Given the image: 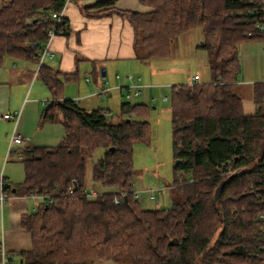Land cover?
Here are the masks:
<instances>
[{
  "label": "trees",
  "instance_id": "obj_1",
  "mask_svg": "<svg viewBox=\"0 0 264 264\" xmlns=\"http://www.w3.org/2000/svg\"><path fill=\"white\" fill-rule=\"evenodd\" d=\"M65 1L0 0V65L6 57L36 64L55 24L52 14ZM139 1L152 10L116 13L131 24L142 63L169 58L176 38L194 28L203 37L197 47L206 53L209 81L174 85L169 97L177 200L144 209L133 197V146L149 137L148 122L133 115L146 106L122 102L118 121L111 122L108 109L86 111L62 99L61 75L43 64L37 75L51 99L40 117L60 124L64 135L56 146L23 148L22 183L3 186L8 194L46 191L54 197V204L41 203L21 217L31 237V248L18 254L21 263L264 264V109L245 114L232 91L239 46L263 40L259 0ZM113 4L102 0L93 7ZM58 26L65 34L66 21ZM253 95L264 101L263 82L253 84ZM97 149L90 183L100 195L87 199V160ZM120 191L126 196L114 203Z\"/></svg>",
  "mask_w": 264,
  "mask_h": 264
},
{
  "label": "crops",
  "instance_id": "obj_2",
  "mask_svg": "<svg viewBox=\"0 0 264 264\" xmlns=\"http://www.w3.org/2000/svg\"><path fill=\"white\" fill-rule=\"evenodd\" d=\"M99 1L102 0H69L65 4L61 19L66 21V33L49 40L47 48L51 55L46 56L42 63L61 75L64 82L61 98L75 101L86 111L104 109L102 99L113 92L122 97L125 87L116 76L141 71L140 65L148 64L136 56L131 24L116 12L149 13L152 8L139 0H114L113 5L93 7ZM107 10L112 13L102 15ZM175 47L177 49L176 41L171 46L170 55ZM36 77L34 63L6 57L0 65V176L7 186L13 188L24 179L23 165L17 154L25 147H52L45 144L57 142L59 138V130L53 127L60 124L40 117V106L48 102L40 98L50 95V92L41 79L36 83ZM146 87L152 88L146 85L142 90ZM32 91L34 94L30 95ZM251 91L253 94V86ZM251 102L247 113L243 104L245 114L256 110L254 102ZM17 111H20V118L16 125L13 120L3 118L4 114ZM13 131L22 138L20 144L9 145ZM9 146L11 151H8ZM40 204V199L15 193L12 189V194L0 205V264L2 252L9 264L14 258L22 264L18 254L31 248V237L22 229L21 217L34 212Z\"/></svg>",
  "mask_w": 264,
  "mask_h": 264
},
{
  "label": "rangeland",
  "instance_id": "obj_3",
  "mask_svg": "<svg viewBox=\"0 0 264 264\" xmlns=\"http://www.w3.org/2000/svg\"><path fill=\"white\" fill-rule=\"evenodd\" d=\"M257 0H250L256 2ZM261 5L264 14V0L256 2ZM151 8V7H150ZM202 34L199 28L185 33L176 38L177 49L167 59L152 60L148 64H141V71H135L133 77L141 79V85L152 88H144L138 97H133L129 102L131 104H143L147 110L139 116L143 121L149 124V137L146 142H138L133 146L132 164L134 169L133 187L135 192H140V205L144 209H158L170 207L172 201L177 200L173 194L174 173L172 143H171V112L169 105V97L171 87L178 84H188L194 75L200 77V82L209 81V71L207 66L206 53L197 46L202 42ZM174 41V43H175ZM239 69L238 81L234 84L232 91L242 98L245 107H251V100L256 107L264 109V101L253 99L251 88L254 83L264 82V40L253 39L242 43L238 48ZM122 78L125 75H120ZM36 83L40 80L36 77ZM35 79V78H34ZM160 82V83H159ZM35 83V85H36ZM161 83H165L160 86ZM190 84V83H189ZM113 92L110 96H104L102 107L108 109L110 114L108 119L111 122L118 121V105L119 101L125 102V96ZM34 91L30 95H33ZM40 100L50 101L51 96L45 94ZM45 106H40L41 111ZM246 112V113H247ZM59 130V138L57 142H49L48 146H56L64 135V129L61 125H55ZM44 145V144H40ZM101 154V149L93 152V156L87 160L86 167V188L91 187L89 176L91 173L92 162ZM182 177L189 176L185 174ZM157 186H164L162 190L156 194L155 200H149L147 192L142 190L152 189ZM93 188V187H92ZM94 189V188H93ZM102 189V188H100ZM9 264V261H6ZM11 264H20L17 259H13ZM86 264H129L128 261L112 262L105 260H88Z\"/></svg>",
  "mask_w": 264,
  "mask_h": 264
},
{
  "label": "built area",
  "instance_id": "obj_4",
  "mask_svg": "<svg viewBox=\"0 0 264 264\" xmlns=\"http://www.w3.org/2000/svg\"><path fill=\"white\" fill-rule=\"evenodd\" d=\"M68 1L69 0L65 1L64 6ZM52 18L55 20V24L48 31L47 41L44 43L43 49L38 55L39 58H38V62L36 63L37 70L42 65L44 58L46 56L51 55L48 48H47V44H48L49 40L55 35H62L63 34V29L58 26L61 23V12L60 13H53ZM257 30H258V33L263 36V40H264V15H263L261 22L257 25ZM116 78H120L123 81V84L125 87V95L124 96H125L126 101H130L133 97H138L141 94L143 86L140 84L141 80L139 77H133L131 75H129V76L125 75V76H123V78L119 77V76H116ZM192 81H193L192 83L199 82L200 77L198 75H194ZM3 118L13 120V122L16 125L19 118H20V111H17L13 114H9V113L4 114ZM21 142H22V138L20 137V135H17L13 131V133L11 134V137H10V144L9 145H11L13 143L14 144H20ZM8 151H11L10 146L8 148ZM15 152H17V151H15ZM17 157L21 159V155L19 153L17 154ZM5 185H6L5 182L3 181L2 177L0 176V188L2 189V193L0 194V205H2L5 202V200L8 199V195H9L8 193L3 191V186H5ZM162 190H165L164 186H157L155 188L147 189V190H144L142 192H147L149 200H155L156 204H157L158 201L156 199V194ZM68 193L71 194L72 191L69 190ZM139 194H140V192H138V193L135 191L133 192V197L138 202H140ZM28 195L31 197H35V198L40 199L41 203H46V204H50V205L54 204V197L49 192H46V191H44V192H32ZM98 195H100V193H98L92 187L86 188L82 193V196H84L87 199H94ZM125 196H126V192L120 191L118 193V196L113 200V202L118 203ZM260 217L264 218L263 215H261ZM6 261H7V258L5 256V254L2 252V264H6Z\"/></svg>",
  "mask_w": 264,
  "mask_h": 264
},
{
  "label": "water",
  "instance_id": "obj_5",
  "mask_svg": "<svg viewBox=\"0 0 264 264\" xmlns=\"http://www.w3.org/2000/svg\"><path fill=\"white\" fill-rule=\"evenodd\" d=\"M104 74V72H102ZM128 120V119H127ZM175 163H177V161H175ZM221 185L218 187V189L216 190L215 194H214V200H216L219 195H220V191H221Z\"/></svg>",
  "mask_w": 264,
  "mask_h": 264
}]
</instances>
